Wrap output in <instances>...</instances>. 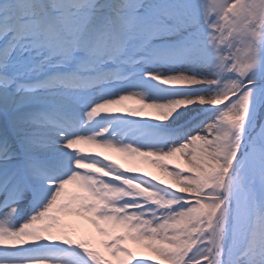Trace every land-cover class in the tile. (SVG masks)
I'll return each mask as SVG.
<instances>
[{
	"label": "snow or ice",
	"instance_id": "snow-or-ice-1",
	"mask_svg": "<svg viewBox=\"0 0 264 264\" xmlns=\"http://www.w3.org/2000/svg\"><path fill=\"white\" fill-rule=\"evenodd\" d=\"M0 264H264V0H0Z\"/></svg>",
	"mask_w": 264,
	"mask_h": 264
},
{
	"label": "rangeland",
	"instance_id": "rangeland-1",
	"mask_svg": "<svg viewBox=\"0 0 264 264\" xmlns=\"http://www.w3.org/2000/svg\"><path fill=\"white\" fill-rule=\"evenodd\" d=\"M89 151L100 152L103 155H107L109 156L110 159L116 160L117 163L123 165L124 167L138 166L141 171H146L151 175H156L160 179H167V177H165L164 174L157 167H155L154 165L150 163H146V162L145 163H134L132 160L123 156L122 154L112 152L109 150H105V149L91 148ZM139 159L140 158H136V161L138 162ZM151 167L155 168L156 170L152 171ZM93 231H95V229H93ZM97 239H103V237L97 236Z\"/></svg>",
	"mask_w": 264,
	"mask_h": 264
},
{
	"label": "bare ground",
	"instance_id": "bare-ground-1",
	"mask_svg": "<svg viewBox=\"0 0 264 264\" xmlns=\"http://www.w3.org/2000/svg\"><path fill=\"white\" fill-rule=\"evenodd\" d=\"M83 147H85L86 151H89V150L91 149L89 146H83ZM151 170H152V171H155L156 169L153 168V167H151Z\"/></svg>",
	"mask_w": 264,
	"mask_h": 264
}]
</instances>
